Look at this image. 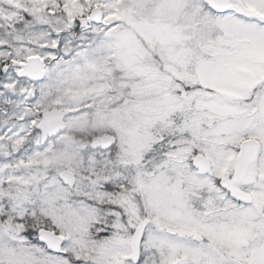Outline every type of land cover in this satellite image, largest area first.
Here are the masks:
<instances>
[{
  "label": "snow or ice",
  "instance_id": "snow-or-ice-1",
  "mask_svg": "<svg viewBox=\"0 0 264 264\" xmlns=\"http://www.w3.org/2000/svg\"><path fill=\"white\" fill-rule=\"evenodd\" d=\"M0 264H264V0H0Z\"/></svg>",
  "mask_w": 264,
  "mask_h": 264
}]
</instances>
